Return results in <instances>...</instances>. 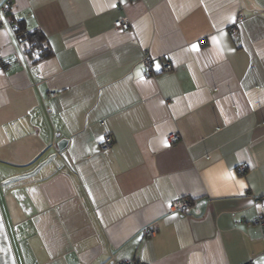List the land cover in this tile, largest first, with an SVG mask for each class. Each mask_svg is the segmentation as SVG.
I'll use <instances>...</instances> for the list:
<instances>
[{"label": "crops", "instance_id": "crops-1", "mask_svg": "<svg viewBox=\"0 0 264 264\" xmlns=\"http://www.w3.org/2000/svg\"><path fill=\"white\" fill-rule=\"evenodd\" d=\"M0 17L20 264H264V0H0ZM179 198L187 214L168 211Z\"/></svg>", "mask_w": 264, "mask_h": 264}, {"label": "built area", "instance_id": "built-area-1", "mask_svg": "<svg viewBox=\"0 0 264 264\" xmlns=\"http://www.w3.org/2000/svg\"><path fill=\"white\" fill-rule=\"evenodd\" d=\"M2 10L6 14L5 5H3ZM8 23H9L10 27L12 28V30L15 31V33L17 34V38H18L19 43L25 47L28 46L29 45V42L27 40L28 31L27 30H20L19 23L14 19H9ZM114 27L120 28L123 30H127L129 28V22L126 18H121V19L115 21ZM0 60H2L1 52H0ZM142 64L148 70L150 68V65H151V58L145 54L143 57V60H142ZM171 69H172V66L169 63H166L163 67V71H165V72L170 71ZM54 95H55L54 92L49 93V96H54ZM170 138H171V140H177L179 138V136L175 134V135H171ZM111 145H112V138L109 134H106L102 139V142L100 144V148L102 151H108L110 149ZM246 167H247V164H245V163L241 164L237 167V171L240 173H243L245 171ZM190 207H191V203L188 199L179 198V199L175 200L169 206L168 211H176V212H179L181 214H187ZM255 223L259 226L263 240H264V215H258L257 218L255 219ZM146 234L149 236V235L153 234V231L147 230ZM110 264H147V263L144 261H141L139 259H123V260L113 261ZM244 264H252V263L250 261H247Z\"/></svg>", "mask_w": 264, "mask_h": 264}, {"label": "water", "instance_id": "water-1", "mask_svg": "<svg viewBox=\"0 0 264 264\" xmlns=\"http://www.w3.org/2000/svg\"><path fill=\"white\" fill-rule=\"evenodd\" d=\"M65 143H66V140H59L57 142V148L59 150L62 149ZM22 177L24 176L10 178L3 183L12 182ZM0 264H15V261L13 260V254L9 247V241L6 236V232L3 226L1 216H0Z\"/></svg>", "mask_w": 264, "mask_h": 264}, {"label": "rangeland", "instance_id": "rangeland-1", "mask_svg": "<svg viewBox=\"0 0 264 264\" xmlns=\"http://www.w3.org/2000/svg\"><path fill=\"white\" fill-rule=\"evenodd\" d=\"M0 216L3 222V226L5 228L6 236L9 241V247L11 249V252L13 254V260L15 261V264H20V256L17 250V244L15 240V233L12 230V227L10 223L8 222L6 216L4 215V212L2 211L1 205H0ZM26 251L29 253V250L26 249Z\"/></svg>", "mask_w": 264, "mask_h": 264}, {"label": "trees", "instance_id": "trees-1", "mask_svg": "<svg viewBox=\"0 0 264 264\" xmlns=\"http://www.w3.org/2000/svg\"><path fill=\"white\" fill-rule=\"evenodd\" d=\"M19 28H20V30H25V29H23L20 26V24H19ZM27 40L29 42V45L26 46V51L28 53H30V52H32L34 50H40L41 49V44H42V41H43V35L38 30L32 31V32L28 31Z\"/></svg>", "mask_w": 264, "mask_h": 264}, {"label": "snow or ice", "instance_id": "snow-or-ice-1", "mask_svg": "<svg viewBox=\"0 0 264 264\" xmlns=\"http://www.w3.org/2000/svg\"><path fill=\"white\" fill-rule=\"evenodd\" d=\"M0 20H2V17H0ZM191 48H192V50H198V45L197 44H193L192 46H191ZM241 187H243V185H241Z\"/></svg>", "mask_w": 264, "mask_h": 264}]
</instances>
